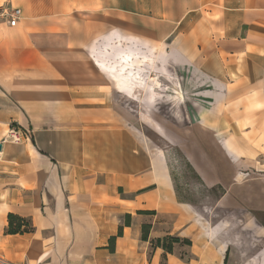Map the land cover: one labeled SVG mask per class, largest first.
I'll use <instances>...</instances> for the list:
<instances>
[{
    "label": "crops",
    "instance_id": "1",
    "mask_svg": "<svg viewBox=\"0 0 264 264\" xmlns=\"http://www.w3.org/2000/svg\"><path fill=\"white\" fill-rule=\"evenodd\" d=\"M0 9L20 11L14 25L0 15V264H264V0ZM117 45L151 66L114 79ZM163 118L169 143L221 190L212 206L178 198L150 136ZM12 127L23 137L2 142ZM9 214L31 230L7 233ZM165 236L191 244L168 253L153 244Z\"/></svg>",
    "mask_w": 264,
    "mask_h": 264
},
{
    "label": "rangeland",
    "instance_id": "2",
    "mask_svg": "<svg viewBox=\"0 0 264 264\" xmlns=\"http://www.w3.org/2000/svg\"><path fill=\"white\" fill-rule=\"evenodd\" d=\"M126 52H131L126 48V46H113L111 49V55L112 60L109 62V65L107 66L108 73L113 76L114 79L121 78L123 74L127 75V77L131 76L128 75V67L130 66H122L120 57L125 56ZM109 53V52H108ZM121 54V56H120ZM145 63V65H144ZM114 64V65H113ZM114 66V67H113ZM139 66L140 68H148V66H151V62L149 59L142 58L141 61L139 60ZM137 66V68L139 67ZM112 67V68H111ZM135 66H132L130 69H133L135 72ZM129 69V70H130ZM160 73H166L163 70V67L160 68ZM120 71V72H119ZM121 71H123L121 73ZM119 72V73H118ZM117 73V74H116ZM119 76V77H118ZM131 79H127L126 82H128V89L131 85ZM161 112L165 115V118H167V113L164 112V109L162 108ZM152 117L153 114H148ZM147 116V114H146ZM163 118L159 121V125L161 126V132L159 131H150V136L154 139V143L157 144L158 147L164 149L166 151V154L169 157V166L172 173V177L174 179L176 189L178 191V198L181 201L191 203L196 206H212L216 200L220 197L222 194L221 190L218 187L208 188L205 187L202 181L199 179V177L196 175L192 167L189 165L187 160L185 159L184 155L181 153L180 149H178L175 144L169 143V134L168 129L164 128L165 125H167V119ZM225 209L223 208H216L212 210V218L213 220L220 219L225 214ZM258 219L263 223L264 225V215L258 216ZM258 245H261V242H257L255 244V247L253 248L252 253L257 250Z\"/></svg>",
    "mask_w": 264,
    "mask_h": 264
},
{
    "label": "trees",
    "instance_id": "3",
    "mask_svg": "<svg viewBox=\"0 0 264 264\" xmlns=\"http://www.w3.org/2000/svg\"><path fill=\"white\" fill-rule=\"evenodd\" d=\"M130 216L126 215V224H129ZM31 226L28 220L15 216L13 214L8 215V227L6 232L9 234H17L26 231H30ZM149 225L142 226V239L146 240L148 237ZM118 233H121V228ZM111 242H114V238L111 239ZM184 243L190 245L191 242L189 240L183 239L181 240L178 237L174 236H165L163 238H158L154 241V246L162 247L166 252L171 253L173 250V245L175 243Z\"/></svg>",
    "mask_w": 264,
    "mask_h": 264
},
{
    "label": "built area",
    "instance_id": "4",
    "mask_svg": "<svg viewBox=\"0 0 264 264\" xmlns=\"http://www.w3.org/2000/svg\"><path fill=\"white\" fill-rule=\"evenodd\" d=\"M20 11L18 9H12L10 12H6L3 9H0V15L5 14L6 16L9 17V24L14 25L18 16H19ZM23 133L19 131L18 129L12 127L8 136L2 140L3 141H10L13 143H18L21 138L23 137ZM0 262H3V260L0 258Z\"/></svg>",
    "mask_w": 264,
    "mask_h": 264
},
{
    "label": "bare ground",
    "instance_id": "5",
    "mask_svg": "<svg viewBox=\"0 0 264 264\" xmlns=\"http://www.w3.org/2000/svg\"><path fill=\"white\" fill-rule=\"evenodd\" d=\"M120 56H121V54H120ZM148 56V55H147ZM149 57H147V59H148ZM120 61H121V63H122V66H130V67H128V68H131L132 66H135L136 68H134L135 69V72L133 71V69H130V70H128V72L130 71L131 73L132 72H134L135 73V75L138 73V70H137V66H139V60L141 61V59H139V60H136L135 58H134V56H133V54L131 53V52H126L125 53V56H123V57H120ZM144 59V58H143ZM150 62H151V60H150ZM102 64V63H101ZM111 65V64H110ZM109 65V66H110ZM114 65V64H113ZM144 65H145V63H144ZM112 66V65H111ZM114 67V66H113ZM140 67V66H139ZM149 67V66H148ZM112 68V67H111ZM120 72V71H119ZM118 72V73H119ZM123 71H121V73H122ZM124 73V72H123ZM122 73V74H123ZM117 74V73H116ZM162 74V73H161ZM120 75V74H119ZM119 77V76H118ZM122 77V76H121ZM122 82V81H121ZM135 87V86H134ZM137 95V94H136ZM151 101V100H150ZM146 108V107H145ZM146 110V109H145ZM213 230V229H212ZM239 235V234H238ZM233 238V237H232ZM232 241V240H231ZM243 242V241H242ZM237 244V243H236ZM255 263V262H254Z\"/></svg>",
    "mask_w": 264,
    "mask_h": 264
},
{
    "label": "water",
    "instance_id": "6",
    "mask_svg": "<svg viewBox=\"0 0 264 264\" xmlns=\"http://www.w3.org/2000/svg\"><path fill=\"white\" fill-rule=\"evenodd\" d=\"M0 149H1V144H0Z\"/></svg>",
    "mask_w": 264,
    "mask_h": 264
}]
</instances>
